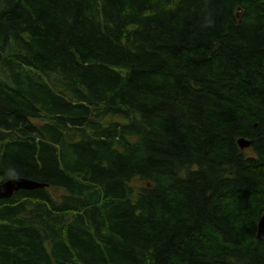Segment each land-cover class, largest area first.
Masks as SVG:
<instances>
[{"label":"trees","instance_id":"obj_1","mask_svg":"<svg viewBox=\"0 0 264 264\" xmlns=\"http://www.w3.org/2000/svg\"><path fill=\"white\" fill-rule=\"evenodd\" d=\"M13 177L0 264H264V0H0Z\"/></svg>","mask_w":264,"mask_h":264},{"label":"water","instance_id":"obj_2","mask_svg":"<svg viewBox=\"0 0 264 264\" xmlns=\"http://www.w3.org/2000/svg\"><path fill=\"white\" fill-rule=\"evenodd\" d=\"M251 141L240 138L238 145L241 149L250 146ZM43 183L35 182L23 177H13L0 182V199H7L11 197L15 192L19 190H33L41 187H45ZM257 238L264 241V214L260 217L256 227Z\"/></svg>","mask_w":264,"mask_h":264},{"label":"rangeland","instance_id":"obj_3","mask_svg":"<svg viewBox=\"0 0 264 264\" xmlns=\"http://www.w3.org/2000/svg\"><path fill=\"white\" fill-rule=\"evenodd\" d=\"M247 149V148H246Z\"/></svg>","mask_w":264,"mask_h":264}]
</instances>
